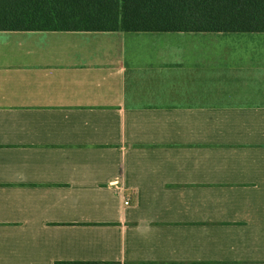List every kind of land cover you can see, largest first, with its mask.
I'll use <instances>...</instances> for the list:
<instances>
[{
    "label": "crops",
    "instance_id": "1",
    "mask_svg": "<svg viewBox=\"0 0 264 264\" xmlns=\"http://www.w3.org/2000/svg\"><path fill=\"white\" fill-rule=\"evenodd\" d=\"M0 264H264V32L0 31Z\"/></svg>",
    "mask_w": 264,
    "mask_h": 264
},
{
    "label": "trees",
    "instance_id": "2",
    "mask_svg": "<svg viewBox=\"0 0 264 264\" xmlns=\"http://www.w3.org/2000/svg\"><path fill=\"white\" fill-rule=\"evenodd\" d=\"M0 31L264 32V0H0Z\"/></svg>",
    "mask_w": 264,
    "mask_h": 264
},
{
    "label": "built area",
    "instance_id": "3",
    "mask_svg": "<svg viewBox=\"0 0 264 264\" xmlns=\"http://www.w3.org/2000/svg\"><path fill=\"white\" fill-rule=\"evenodd\" d=\"M123 202H124L125 206L129 205L131 203V195L130 194H126L124 196V201Z\"/></svg>",
    "mask_w": 264,
    "mask_h": 264
}]
</instances>
